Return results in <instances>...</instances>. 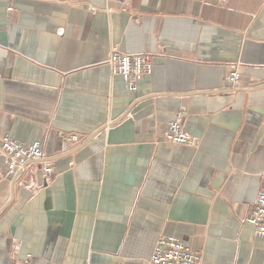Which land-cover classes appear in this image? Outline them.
I'll return each mask as SVG.
<instances>
[{"label": "crops", "instance_id": "obj_1", "mask_svg": "<svg viewBox=\"0 0 264 264\" xmlns=\"http://www.w3.org/2000/svg\"><path fill=\"white\" fill-rule=\"evenodd\" d=\"M114 48L153 56L136 94L106 66ZM182 111L196 147L166 141ZM7 133L45 157L0 179V264H148L161 237L203 264H264L247 222L264 189V0H0V172Z\"/></svg>", "mask_w": 264, "mask_h": 264}, {"label": "built area", "instance_id": "obj_2", "mask_svg": "<svg viewBox=\"0 0 264 264\" xmlns=\"http://www.w3.org/2000/svg\"><path fill=\"white\" fill-rule=\"evenodd\" d=\"M117 2L123 13L131 10L132 0H108ZM216 4L225 5L231 0H209ZM91 12L99 9L90 7ZM110 13V7L105 8ZM9 12L12 8L8 9ZM139 20V19H138ZM111 76L121 77L126 89L131 94H136L139 90L140 83L154 72L153 56L149 53L142 54H124L116 48L112 49L109 59L106 62ZM231 72L226 76L225 81L233 87H239L241 77L238 65L231 67ZM185 111L177 113L169 122L166 130V141L172 144L196 147L198 139L191 136L183 125ZM61 138L68 142H77L76 135L63 136ZM1 148L7 160V172H0V179H7L16 174L20 167L31 161L43 160L45 157L42 143L34 141L30 144L21 143L14 139L11 134L3 135L1 139ZM51 173L52 168L46 169ZM247 222L254 228L255 236L264 239V189L259 193L253 208L252 214ZM20 264H30V258L25 259ZM148 264H203L201 252L194 250L187 242L174 237H161L158 239L153 254Z\"/></svg>", "mask_w": 264, "mask_h": 264}]
</instances>
